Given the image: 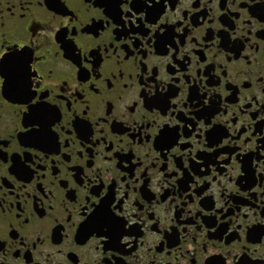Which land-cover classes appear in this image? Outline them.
Listing matches in <instances>:
<instances>
[{
	"label": "flooded vegetation",
	"instance_id": "flooded-vegetation-1",
	"mask_svg": "<svg viewBox=\"0 0 264 264\" xmlns=\"http://www.w3.org/2000/svg\"><path fill=\"white\" fill-rule=\"evenodd\" d=\"M0 51V264H264V0H0Z\"/></svg>",
	"mask_w": 264,
	"mask_h": 264
},
{
	"label": "snow or ice",
	"instance_id": "snow-or-ice-1",
	"mask_svg": "<svg viewBox=\"0 0 264 264\" xmlns=\"http://www.w3.org/2000/svg\"><path fill=\"white\" fill-rule=\"evenodd\" d=\"M17 56H23V53H15ZM9 53L6 51H0V85H3L7 82V77L4 75L3 70H2V65L4 63L5 60L8 59ZM24 72H25V76L28 75L27 72V61L24 62ZM29 87L28 84H24V88L25 90H27V88ZM35 95L34 92H29L28 93V101H30L31 103H36L32 97ZM38 107H42V106H38Z\"/></svg>",
	"mask_w": 264,
	"mask_h": 264
}]
</instances>
